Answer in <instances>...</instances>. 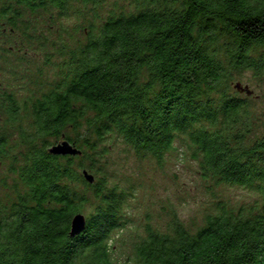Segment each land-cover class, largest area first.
I'll return each mask as SVG.
<instances>
[{
	"label": "trees",
	"instance_id": "16d2710c",
	"mask_svg": "<svg viewBox=\"0 0 264 264\" xmlns=\"http://www.w3.org/2000/svg\"><path fill=\"white\" fill-rule=\"evenodd\" d=\"M103 1L0 0V55L26 62L37 42L52 71L0 85V264H118L124 192L96 165L118 138L157 162L182 142L204 180L257 194L218 201L194 229L175 212L165 229L146 223L135 264H264V110L233 88L264 87V0H130L58 44L38 29ZM62 140L80 154L49 152Z\"/></svg>",
	"mask_w": 264,
	"mask_h": 264
},
{
	"label": "rangeland",
	"instance_id": "374dc122",
	"mask_svg": "<svg viewBox=\"0 0 264 264\" xmlns=\"http://www.w3.org/2000/svg\"><path fill=\"white\" fill-rule=\"evenodd\" d=\"M74 6L68 17L58 18L53 13L39 16L40 20L37 19L38 29L43 31L46 39L52 40L53 44L68 38L83 40L85 33L79 27L97 23L109 12L128 10L131 3L130 0H104L97 6L76 5V13ZM37 45L38 43L34 42L31 47L25 46L28 51L26 62L15 61L12 53L3 52L0 55L1 86L11 80L13 74L18 76L14 83L24 84L27 78L22 76L29 69L40 68L42 78H51V67L43 64L44 52L33 48ZM2 56L4 58H1ZM24 68L25 71L22 70ZM10 84L12 85L11 81ZM241 84L252 88L253 96L257 95L254 101L255 110H264V87H258L255 82L245 79L241 80ZM241 95L245 93L242 91ZM96 165L105 171L110 185L124 192V227L115 230L110 240L113 246L111 254L118 264H135L132 245L143 235L146 223L165 229L170 216L175 212L190 229H194L202 223L207 212L213 211L218 201L237 205L250 203L257 197L256 193L242 186L216 185L210 180H204L198 172L196 161L188 157L185 144L177 140L173 150L167 153L161 162H157L150 155L136 154L121 139H114L110 141L105 156L97 159Z\"/></svg>",
	"mask_w": 264,
	"mask_h": 264
},
{
	"label": "water",
	"instance_id": "95a60500",
	"mask_svg": "<svg viewBox=\"0 0 264 264\" xmlns=\"http://www.w3.org/2000/svg\"><path fill=\"white\" fill-rule=\"evenodd\" d=\"M233 88L238 89L239 91H244L247 95L251 92V90L247 88L246 85H240L238 81L233 85ZM49 152L62 155L80 154V150L75 145L69 143L67 140H62L55 143L49 148ZM83 176L88 182H93L94 180V176L86 170H83ZM84 224L85 215L83 213L75 214L71 220L70 235L79 233L84 227Z\"/></svg>",
	"mask_w": 264,
	"mask_h": 264
}]
</instances>
